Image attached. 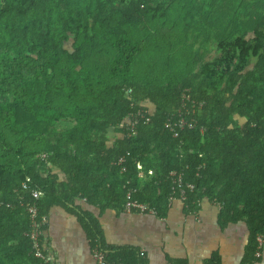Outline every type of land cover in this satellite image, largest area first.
<instances>
[{"label":"trees","instance_id":"16d2710c","mask_svg":"<svg viewBox=\"0 0 264 264\" xmlns=\"http://www.w3.org/2000/svg\"><path fill=\"white\" fill-rule=\"evenodd\" d=\"M186 88L204 109L185 105ZM138 109L150 121L132 135ZM171 171L194 185L185 199ZM130 188L144 213L164 215L173 196L190 213L215 201L249 226L248 259L262 253L264 0H0V264H40L34 228L49 255L55 206L103 264H145L106 244L79 202L124 208Z\"/></svg>","mask_w":264,"mask_h":264},{"label":"crops","instance_id":"0c3cea01","mask_svg":"<svg viewBox=\"0 0 264 264\" xmlns=\"http://www.w3.org/2000/svg\"><path fill=\"white\" fill-rule=\"evenodd\" d=\"M120 136L111 129L109 145ZM79 202L99 218L106 244L139 248L145 264H264V246L258 260L248 259L249 226L221 220L219 204L208 198L190 213L183 200L173 196L164 215L103 209L85 198ZM43 236L55 264H96L91 239L78 218L63 208L55 206L48 213Z\"/></svg>","mask_w":264,"mask_h":264},{"label":"built area","instance_id":"2783aa9c","mask_svg":"<svg viewBox=\"0 0 264 264\" xmlns=\"http://www.w3.org/2000/svg\"><path fill=\"white\" fill-rule=\"evenodd\" d=\"M134 119L133 121H131L132 124V132H134V127H136V125L139 123L140 119L139 117L142 118H146V122L148 121L149 118H147L146 113L139 109V111L137 112L136 115H134ZM121 162L125 160L124 157H121L119 159ZM125 169L123 168L122 171H124ZM170 177L173 179V190L174 192H178V194L180 195V197L182 199H185L187 196V192H186V185L188 187H190L191 189L194 188L193 184H188L185 183V181H183V176L181 173L177 172V171H171L170 172ZM176 188V190H175ZM134 193H135V189L130 188L128 189L127 193H126V201L124 203V209L127 212H145L146 210H148V206L144 203H141L139 201H137V199L134 198ZM35 196H38L39 193L35 192L34 193ZM173 198V197H172ZM30 211L33 212V215H35L36 213V208L34 206H32L30 208ZM155 210H151L152 214L154 213ZM40 231L37 228H34V231L31 233V237L33 239L32 242V246H33V254L34 257L37 258L40 261V264H54V262L52 261V257L45 254L44 250L42 249L41 245H40ZM258 241H259V246L262 247L263 243H264V234L263 235H259L258 236ZM260 255V252H257V256ZM94 258L96 259V261H98L99 264H103L104 263V253L98 248V246L96 245L94 248Z\"/></svg>","mask_w":264,"mask_h":264},{"label":"clouds","instance_id":"9594fccd","mask_svg":"<svg viewBox=\"0 0 264 264\" xmlns=\"http://www.w3.org/2000/svg\"><path fill=\"white\" fill-rule=\"evenodd\" d=\"M188 91V93H186ZM193 92H191V90H190V88L188 89V88H186L183 92H182V96L184 97V102H185V105H186V103H189L190 102V104H191V107L194 109V111H199V110H202V109H204V107H205V105H206V101H205V99L204 100H198L197 99V96H193V94H192ZM139 111V109L137 110V112ZM137 112L136 113H133L134 115H136L137 114ZM147 115V114H146ZM150 115H147V118H149L148 119V121H150V117H149ZM139 119H140V121L142 122V123H148V121L146 122L145 120H146V118L144 119V118H142V117H139ZM125 120L127 121V117H125ZM140 123V122H139ZM137 126V125H136ZM130 133H132V135H135L136 133H137V131H136V127H135V130H134V132H132V130H131V132ZM121 157H123V156H121ZM120 157V158H121ZM119 158V159H120ZM125 158V157H124ZM117 160V161H115V163L116 164H118L119 166H121V170L124 168V169H126V167L123 165V163L125 162V160L124 161H120V160ZM138 167H139V169H141V165L140 164H138ZM125 171V170H124ZM149 173H152V170H149L148 171ZM135 189V188H134ZM135 192H136V189H135ZM135 194V193H134ZM126 201V200H125ZM152 214V213H151ZM156 214V213H155ZM264 233H260V234H258V236L259 235H263ZM257 239H258V237H257ZM264 246V243H263V245H262V247ZM261 254L262 253H260V255L259 256H257V253L255 254V257H256V259L258 260L260 257H261ZM54 264H55V262H54Z\"/></svg>","mask_w":264,"mask_h":264}]
</instances>
